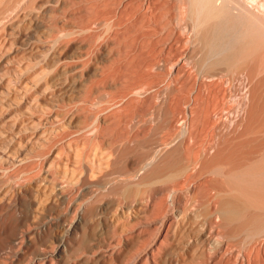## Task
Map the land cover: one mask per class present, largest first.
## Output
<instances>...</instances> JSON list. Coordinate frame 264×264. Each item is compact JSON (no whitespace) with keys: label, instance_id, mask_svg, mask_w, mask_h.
<instances>
[{"label":"rangeland","instance_id":"obj_1","mask_svg":"<svg viewBox=\"0 0 264 264\" xmlns=\"http://www.w3.org/2000/svg\"><path fill=\"white\" fill-rule=\"evenodd\" d=\"M55 1L0 0V210L3 217L7 219L13 209L16 216L21 214L19 209L33 210L46 219H55L61 232L63 221L69 224L68 218L74 216L73 203L80 198L84 203L85 186L96 181L107 182L109 174L114 172L122 181L107 200L103 199L104 203L98 204L100 216L96 215L95 221L97 233L106 241L104 245L111 244L110 248L117 254L112 264H135L136 257V264H162L160 257L165 249L178 245L184 247L180 250L183 261L175 264H202L205 257L204 261L211 260L210 252L213 255L218 251L217 242L219 264L232 258L229 252L233 247L243 252L245 264L264 261V236L241 243L239 237L229 235L230 227L215 215L211 219L205 216L207 201L211 209L219 204V198L213 197L215 191H232L253 167L255 161L239 160L241 153L250 150L239 148L240 143L259 137L262 148L252 159L264 166V46L260 37H240L220 52L219 57L214 55L216 50L228 45L236 31L247 27L229 16H221L195 28L190 14L195 6L213 10L212 5L219 7L224 0H206L211 6L205 0L195 3V0ZM256 1L244 0L246 7L256 5L247 8L248 12L245 8V12L256 14L264 24L261 14L264 10L260 8L264 0H258L259 5ZM176 18L182 21L176 22ZM260 91V115L255 118L259 119L260 127H257L246 116L243 104H249ZM164 118L168 123H164ZM241 118L246 122L235 132L232 129L237 122L244 123ZM247 123L246 131L243 126ZM221 125L225 130L220 134L233 138L234 151L230 158L214 162L217 168H223V176L213 173L203 177L214 187L211 186L213 190L210 188L207 195L204 190L195 191L198 180L187 175L194 174L197 167L201 169L203 148L219 133V127L223 129ZM244 129V137L239 138ZM170 154L176 158L168 167L171 174L136 185L141 173H146L142 170L146 163H152L151 169ZM126 167L131 172L127 177L125 171L121 174ZM27 175L34 179L27 182ZM62 184L68 199L61 201L56 197L60 203L57 201L59 204L55 206L58 193L54 192ZM169 191H173L171 200ZM230 195L245 203L241 195ZM49 205L57 212L50 210ZM251 212L245 211L244 215ZM159 218L166 220L164 225L158 224ZM243 219L245 216L237 223H243ZM257 228H264L263 210L252 219L251 229ZM8 232L0 235L11 240ZM2 238L0 264H16L15 259L11 261V255L21 245ZM5 241L11 245L7 247ZM214 249L217 251L212 253ZM198 253H203V259L194 262L193 255L196 257ZM105 261L100 264H109L111 259ZM51 262L59 264L57 259Z\"/></svg>","mask_w":264,"mask_h":264},{"label":"bare ground","instance_id":"obj_2","mask_svg":"<svg viewBox=\"0 0 264 264\" xmlns=\"http://www.w3.org/2000/svg\"><path fill=\"white\" fill-rule=\"evenodd\" d=\"M195 2H196V0L194 1V3ZM205 2H206V4H209L210 3V2L207 3L206 0H205ZM205 2H204V5H205ZM219 2H220V0H219ZM256 2H255V4H256ZM257 3L259 5V2H257ZM246 5H248V4H247V2L244 3V0H243V2L240 1V0H224V4H222L221 6L218 5L219 7L216 6V8H215L212 5L211 8L213 7V10H211L210 8L209 9H205V8L204 9H201L199 6H195L196 8H193V10L191 11L192 13L190 12L191 13L190 14V17L194 21V27L195 28H198L201 25H203L204 23L211 22L212 20L216 19L217 17H221V16H229V17H231L235 21V23L239 22V23H242L243 25H245L247 27V29L246 28L241 29L239 32L236 31V33L231 37L230 42L228 43V45L225 46V48H221L219 50H216V52L214 53V55L216 54L219 57V53L222 52V51H224V50H227L231 46V44H233L234 41H237L238 38H240V37L245 38L247 36L249 37L250 35H252L251 37L253 39L255 38L256 35L258 37H260V42L264 46V24H263V22L261 23V21L258 19L260 17L257 16L256 14H254V13H248L247 14V12L249 11V9H247V8H252L254 6L256 7V5L252 6V4H251L252 7L251 6L250 7H246ZM70 6H71V4H70ZM72 6H73V3H72ZM12 7H14V6H12ZM207 7H209V6H207ZM51 8H52V6H51ZM245 8L247 9V12H245V10H246ZM260 8L264 10V3L263 2L260 3ZM71 10H70V12H72ZM238 10L241 11V13L235 12V11H238ZM256 10L258 11L259 9H256ZM176 11H178V8H177ZM250 11L252 12L251 9H250ZM5 12H8V10L5 11ZM66 12H64V13H66ZM258 12H260V11H258ZM178 14H179V12H178ZM178 14H176V15H178ZM261 14H264V12L263 13L261 12ZM143 17H145V16H143ZM256 17H258V18H256ZM182 18L183 17H181V19ZM0 19H1V15H0ZM2 19H4V18H2ZM181 19H177L176 22L179 21V20H181ZM260 19L262 20V18H260ZM39 27H42V26H39ZM192 30H193V28H192ZM47 34H49V33H47ZM63 35H65V34L63 33L61 35V37ZM68 65H69V63H68ZM65 68H66V65H65ZM61 70H63V69H61ZM217 86L218 85H216V87ZM223 98H224V96H223ZM244 99H246V98H244ZM260 99H261V91H260L259 94L256 93V95L254 96V98H252V101H250L249 104L246 105L245 104L246 102L244 103L245 105L243 104L244 108H246V110H245L246 111V114H247L246 116H248V119L250 121H252L251 119H253L256 122L255 125L257 124V127L259 126L258 125V120L259 119H255V118L259 117V115H260V105H261L260 104ZM167 120L168 119L165 120V118H164V121H165L164 123H168ZM209 122H210V120H209ZM222 122H224V120H222ZM239 122H237L238 125L236 127H234V129H232L235 132H239L238 129L241 128L242 127L241 125H244L246 121L243 120L244 123L240 122L242 124H240ZM226 123H228V122H226ZM229 124L230 123H228V125ZM248 124L249 123H247L246 126H243L244 128L246 127V131L249 128ZM222 125L225 126L224 123ZM222 125H221V127L223 128ZM213 126H215V124ZM219 126H220V123H219ZM231 126L233 127L234 125L231 124ZM226 128H228V131L232 133V130H231V127L230 126H227L226 125ZM209 129H210V127H209ZM157 130H158V128H157ZM219 130H218L219 133L217 132L218 134H215L214 133L215 136L213 135V133L210 135L211 137L212 136H214V137H212V140L211 141H210L211 138L209 139V144H207L208 147L205 146L206 149L203 148L205 151L202 153V158L203 159L202 158L201 159L204 162H202L203 165L201 164V169H198L200 167H197V170L198 171L195 169V173L194 174L191 173L192 175H187L188 178H191V179L194 178V180L195 179L198 180V183H197L198 185H197L195 191L201 192V191L204 190L207 195H209V191H210V188H211L212 185L210 184L211 182H208V180H206V179L205 180H202L203 177L206 176L207 174H213V173L214 174H220V175L223 176L224 175L223 168H217L214 165V162L215 161L217 162V160L218 161L219 160L224 161V160L230 158L232 156L231 153L233 154V151H234V147L232 146V140H231L233 138H229V136H230L229 133H227L229 136H227L225 134L222 135L223 134V131L222 130H225V127L223 129H220V127H219ZM221 131H222V134H220ZM246 131H245V129H244L243 132L241 131L240 136H238V137L239 138L240 137H244V134L246 133ZM211 132H212V130H211ZM225 132H227V130ZM90 134H92V133H90ZM204 137H206V136H204ZM207 143H208V141H207ZM149 145H151V144H149ZM239 146H240L239 148H241V149H246V148H249L250 149V150L247 149L246 151H244L243 154L241 153V155L238 156L239 157V160H245L246 159L248 161H250V160H252L253 162L255 161L254 164H253V167H252V169H248V171L244 173V177L242 176L243 178L240 181H238L237 184H235V186H233L232 191H229V190H226V189H217L215 191L213 197L219 198V204H218V206L215 209H211L209 207L210 204L208 205V201H207V203L205 204V216H206V218L211 219L212 216L215 215L217 217V219L221 223H223V225L230 227L229 235L230 236H237V237H239L241 239L240 241L242 243V242L246 241L247 239L255 238V237L259 236V235L264 236V228L251 229L252 219L255 217L256 213L257 212H260L262 210L264 211V166H262V165L259 166V164L257 163V160L252 159L253 156H255V155H257V154L260 153V150L262 148V144H260L259 137H257L256 139H254L252 141H243L242 143H240ZM199 155H201V154H199ZM175 159H174V154H170L168 156V158H166L159 166L154 167L156 165L155 164L151 169H149V167L152 165V163L150 164V163H146L145 162L146 163V166H145V168H142V170H143V172L146 171V173L145 172L144 173H141V176H142V174H143V176L142 177L140 176V178H138L139 181L136 182V185L137 186L145 185V184H148L150 182H154L157 179H160L162 177L164 178V176L165 177L168 176L169 174H171V172L168 169L169 164L176 162ZM17 160L19 161V158ZM22 160H23V158L21 159L20 162H22ZM252 161H250V162H252ZM49 163H50V161H49ZM10 166H11V164H10ZM47 170H48V168H47ZM124 171H125V175H124L125 177H127L131 173L130 170L127 167L125 169H123V172L121 171V174L122 175H123ZM6 173H8V172H6ZM22 173H23V171H22ZM114 175H115L114 172H112L111 175L109 174V177L110 178H108V181L107 182H104L103 180L102 181H96L94 183L93 182L92 183H89V184H87L85 186V200H83L84 203H81V200L82 199L80 198V200L78 201V199H77V201L74 202L72 206L70 205L71 206L72 213L74 215L73 217L72 216L71 217L74 218V219H72V221H70V218L71 217L68 218L69 220L64 217L70 223L69 224L66 223L67 222L66 220H65L66 222L63 221V224L61 225L62 226L61 227V232H58L60 230H58V228H57V227H59L60 224L59 225H55V222L56 221L54 222L55 219L54 220L52 219V217H51L52 215L50 216L51 217L50 219H46V217H44L40 212L39 213L42 216L38 215L39 213H37V212H35L33 210L32 211H28V212H24L23 210L19 209V211H20L21 214H18L16 216L15 213H14L15 210L13 209V212L10 211V212H12L11 215L9 214V217L6 219L2 215V210H0V234L3 233V232L6 233V230H8L10 232V233L8 232V234L11 237L12 243H17L18 244L17 246H19V244L21 245V247L20 246L17 247V248H20V250L16 248L19 251H17L15 248H14L15 250L13 249L15 252L11 255V256H13V259H11V261L15 259V262H17L16 264H18L20 262L21 263L24 262L25 264H53V262H51L52 259H57L59 261V264H100L101 262H103V263L105 262L106 263L105 260L108 258L109 262H110V259H111V262L110 263L107 262V263L112 264L113 263L112 260L115 261V258H116V255L117 254L114 253V249L112 250L110 248L112 246L111 244H110L111 246L110 245L109 246H105L104 245L106 243V241L104 240V238H103L104 236L103 235H101L100 233H97L98 228H97V225H96L95 221L100 216V215H98V209H99V205L98 204L99 203L102 204L103 199H106L107 197H110L109 195H112L114 193V191H116L115 190V187L117 186L118 182L119 181H122L120 178H116ZM27 176L28 177H25L26 181L27 180L29 181V179H31V178L34 179L33 176H29V175H27ZM106 177H108V176H106ZM128 179L130 180V178H128ZM24 183H25V181H24ZM20 184H22V183H19V185ZM58 186L59 185H57V187ZM17 187H18V185H17ZM20 187H21V185H20ZM64 187H65V185L62 184V185L59 186V188L57 190H55L56 188L54 189L55 190L54 193H56L55 195H57V193H58V195L55 196V199L54 200H56V197H59L61 199V201H65V199L67 197L65 198V195H64V193H66L64 191L65 190ZM191 187H193V186H191ZM52 188H53V186H52ZM52 188H51V190H52ZM213 188H211V189L213 190ZM118 190L120 191V189H118ZM19 191L21 192L22 189H20ZM173 191H171V192L169 191L170 192V195H169L170 200H171V198H173ZM25 192H27V191H25ZM234 193L241 195L242 198L244 197L245 203L242 201L243 199H240L238 196L235 197L233 195H230V194H234ZM23 194H25V193H23ZM22 196L24 198V195H22ZM82 196H83V193H82ZM211 197H212V194H211ZM23 198L21 197V199H23ZM11 200H12V198H11ZM72 200H71V202H73ZM106 200H104L103 203ZM206 200H208V199H206ZM57 201L60 203L59 199L56 200V202ZM58 202L56 204H54V205L57 206V204H59ZM155 202H156V204H155ZM53 203H54V201H53ZM157 203L158 202L155 200L154 201V204H155L154 205V208L157 207ZM108 204H110V203H108ZM108 204L106 203V206ZM112 204H114V203H112ZM49 206H51V205H49ZM108 206L110 207L111 205H108ZM162 206H163V204H162ZM15 207H17L16 204H15ZM52 207L53 206H51V209L50 208L49 209L52 210ZM54 208H56V207H54ZM54 210H52V211H54ZM248 210H252L253 212L249 213L248 215H244L245 214V211H248ZM55 211H54V213H55ZM3 212H4V210H3ZM102 212H103V209H102ZM51 213L52 212H50V214ZM102 214H104V213H102ZM244 216H245V219H243V220H245V221L243 223H240V222L237 223ZM157 222H158V224L164 225L165 222H166V220L159 218V220ZM56 228H57V231L55 230ZM175 228H177V227H175ZM208 230L210 231V229H208ZM211 231H213V230H211ZM0 237L2 238L3 235L2 236L0 235ZM5 237H6V235H5ZM5 237H3V238H5ZM7 239H10V238L9 237L8 238H5V240L6 241H9L11 243V240H7ZM6 241H5V243H6L5 245H7V247H8V244L9 243L6 242ZM155 243H157V239H156V242ZM217 243H216V245L218 246V248H217V246H215V247L218 249V251H220V249H219L220 244H217ZM213 244H215V243H213ZM9 245H11V244H9ZM13 245L14 244H12V247H13ZM114 246H115V244H114ZM182 247H180L178 245V246H174L173 248H170L168 250L165 249L166 250L165 252L162 251L163 252V255H162V257H160L161 258V263L162 264H175L177 262L180 263L181 261H183V258L181 257L182 254L180 256V250H181ZM217 249L216 250L215 249L214 250H211L212 253H214L215 251H217ZM230 250H232V249L230 248ZM218 251L212 255L211 252H210V250H209L210 255L212 256V257L210 256L211 257V260L210 261H204L206 259L205 256H204L205 257L204 260H201L200 259L203 256L202 255L203 253H200V255L198 253V256H196V257H194V255H193V261L194 262L195 261L198 262L199 260H201L202 261L201 262L202 264H212V262H214V260L217 257ZM153 253L154 252H152V254ZM229 253H230V257L232 256V258H230L232 262L228 258L229 261L223 262L221 264H245V258H244L243 252L241 250L234 249V247H233V250L230 251ZM229 253L228 254L226 253V254L229 255ZM137 256H139V255H137ZM8 257H9V255H8ZM6 258H7V256H6ZM136 258L134 260V263L135 264H136V262H138V260ZM253 258H254V255H253ZM202 259H203V257H202ZM124 260H123V262H124ZM140 260H142V259H140ZM249 260H251V259L249 258ZM256 260H257V256L255 257V262H253V263H256ZM262 260H263V257H262ZM217 261H218V259H216L213 264H219V262H217ZM252 261H254V259ZM5 264H6V262H5ZM12 264H14V263H12ZM258 264H264V261H258Z\"/></svg>","mask_w":264,"mask_h":264}]
</instances>
